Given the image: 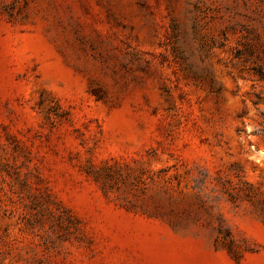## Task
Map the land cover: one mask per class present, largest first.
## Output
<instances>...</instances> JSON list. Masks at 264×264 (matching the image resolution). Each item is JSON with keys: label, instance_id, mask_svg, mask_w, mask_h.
<instances>
[{"label": "rangeland", "instance_id": "rangeland-1", "mask_svg": "<svg viewBox=\"0 0 264 264\" xmlns=\"http://www.w3.org/2000/svg\"><path fill=\"white\" fill-rule=\"evenodd\" d=\"M0 264H264V0H0Z\"/></svg>", "mask_w": 264, "mask_h": 264}]
</instances>
